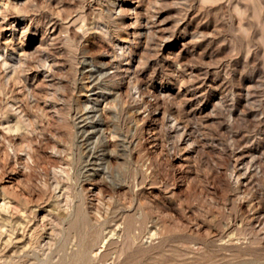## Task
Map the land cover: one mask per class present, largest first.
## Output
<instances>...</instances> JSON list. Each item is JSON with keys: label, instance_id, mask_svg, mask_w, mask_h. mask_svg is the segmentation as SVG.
<instances>
[{"label": "rangeland", "instance_id": "374dc122", "mask_svg": "<svg viewBox=\"0 0 264 264\" xmlns=\"http://www.w3.org/2000/svg\"><path fill=\"white\" fill-rule=\"evenodd\" d=\"M2 200L0 264H264V0H0Z\"/></svg>", "mask_w": 264, "mask_h": 264}, {"label": "bare ground", "instance_id": "6f19581e", "mask_svg": "<svg viewBox=\"0 0 264 264\" xmlns=\"http://www.w3.org/2000/svg\"><path fill=\"white\" fill-rule=\"evenodd\" d=\"M7 207L8 205L2 200L0 203V246L7 241L11 242L12 239H19L18 235H20V230L23 227L21 216L15 212H9Z\"/></svg>", "mask_w": 264, "mask_h": 264}]
</instances>
